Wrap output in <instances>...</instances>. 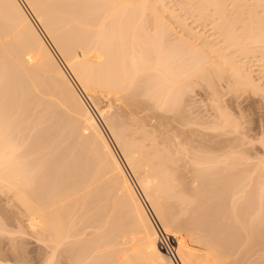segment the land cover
<instances>
[{"label": "bare ground", "instance_id": "bare-ground-1", "mask_svg": "<svg viewBox=\"0 0 264 264\" xmlns=\"http://www.w3.org/2000/svg\"><path fill=\"white\" fill-rule=\"evenodd\" d=\"M196 1H192L191 9L198 16L205 18L212 10L211 17L216 15L219 21L223 20L216 23L214 17L213 28L222 35L219 43L225 47L220 49L219 43L210 46L202 40L197 60L193 55V59L187 60L185 56L190 50H185L184 45L188 46V41H182L183 37V47L175 43L180 48L176 49L169 38L172 28L167 22L162 26L166 11L164 7L159 10L158 4L167 9L163 0H0V99L7 103H3L5 109L9 105L10 109L16 105L14 111L20 108L16 113L21 112L25 120L22 123L27 126L23 130L30 133V139L18 146L11 141L8 130L21 133L20 127L15 130L20 115H16V125L11 123L14 119L5 121L7 129L0 121V194H14L26 213L32 236L51 250L44 257V264H62L64 251L72 245L71 241L74 243L70 232L78 226L94 231L82 232L77 242L79 250L75 243L76 249L71 248L85 252L89 259L100 258L98 263L103 259L104 264H177L173 255L182 264H232L235 256H243L261 244L264 248V168L260 169L264 164L253 167L254 171L248 169L243 176V170H238L245 165L242 155L191 154L188 159L192 165L186 164L191 165L192 179L195 177L197 182L195 188L191 187L185 176L191 171H182L179 164L186 155H181V149L176 151L182 142H178L176 150L169 147L173 152L168 151L170 145L162 149L160 143L158 146L154 142L162 143L164 139L150 142L145 130L144 139L149 146L144 139H140L145 144L141 145L138 138L127 134L129 125L123 124L125 118L122 121L113 109L115 98L141 112L157 109L177 114L185 91L195 81L206 82L217 94L218 82L230 72L232 75L227 78L233 80L234 84L229 79L232 88L249 85L253 90H261L254 79L253 61L247 60L249 54L259 56L257 61L264 70V15L260 14L264 0ZM233 8L236 14L230 10ZM174 16L170 15L177 19ZM188 33V37L196 35L188 43L193 52L198 48L194 41L201 40V35L192 30ZM178 50H184L181 53L186 55ZM206 51L210 57L214 54L216 61L204 56ZM234 53L240 58L248 56L240 60L237 55L232 56ZM98 95L108 99L104 107L96 102ZM27 102H31L33 111ZM43 117L48 119L47 129H39L40 123H36ZM99 118L107 122L124 161L107 138ZM179 119L187 120L182 114ZM62 136L66 146L60 152L65 154L57 164L54 159L60 152L56 140ZM150 137L153 136L149 134ZM164 141L163 145L169 140ZM29 147H43L47 154L42 149L38 151L42 155L37 153L40 156L25 153ZM127 167L162 222V235ZM37 182L45 185L38 186ZM211 200L213 203H208ZM183 214L187 215L185 219L178 221ZM2 226L1 235L11 234L5 233ZM112 235L119 241L115 242ZM164 235L167 249L162 244ZM190 238L203 250L194 247ZM122 245L129 247L124 249ZM260 251L264 254V250ZM74 255L77 257L73 258ZM73 256L68 254V264H81L78 253Z\"/></svg>", "mask_w": 264, "mask_h": 264}, {"label": "rangeland", "instance_id": "rangeland-1", "mask_svg": "<svg viewBox=\"0 0 264 264\" xmlns=\"http://www.w3.org/2000/svg\"><path fill=\"white\" fill-rule=\"evenodd\" d=\"M192 1H194V0H163V4L167 6V9L165 6L160 5V3L158 4L159 10L161 9L160 7H162V8L164 7L163 9H164V11H166V13L164 12V14H163L164 17L162 16V18L165 19V22L163 23L162 26H164V24L166 25V22H167L170 25V27L172 28L171 36L174 39L168 34L169 38H171L170 42L173 43V45L175 43H179L178 45H180V46L182 45V41L187 40L189 43L190 42L189 40L192 39V37L196 36V35H193L192 37L189 36L190 38L187 36V32L190 33V31L192 30V32L193 31L196 32L195 34L201 35V40L200 39L198 41L192 40L195 42L196 45L193 42L191 47H193V44L195 45L194 47H198V46L200 47V46H202L201 42L203 44V41L207 42L208 44L210 43V46H213L214 44L217 45L219 42L222 41L220 38L221 34L219 35L218 32L216 34L213 26L214 27L216 26L215 24L217 23V20L219 18H217L215 15L214 17H216L215 18L216 23H214V20H213L214 17H211V16H213L212 10H210L211 13H210V11H209V13H207V16L205 18L202 16H198L199 13L198 14H197V12L194 13L195 11H192V9H191L193 7V6L191 7V4H193ZM231 1H229V2L231 3ZM161 3H162V1H161ZM229 5H227L228 8H229ZM230 8H232V7H230ZM230 10L233 13H235L234 8L230 9ZM228 11H229V9H228ZM245 11H244V13L247 12V11L246 12ZM233 13H231L232 14L231 17H233ZM172 14L176 15L174 17H177V19L176 18L172 19L170 17V15L172 16ZM209 14H211V15H209ZM229 14H230V12H229ZM260 14L264 15V10H260ZM209 17H211V18H209ZM153 18H155V17H153ZM241 18L243 19V16ZM31 19H32V17H31ZM155 19H157V18H155ZM164 19H161L160 23H162L164 21ZM245 19L247 20V17L244 18V21H246ZM157 21H159V20L157 19ZM220 21L222 22L223 20L221 19ZM220 21H219V23H221ZM160 23H158V24L160 25ZM168 24H167V26H168ZM189 33H188V35H190ZM183 37H184V39H183ZM195 39H196V37H195ZM185 43H186V41H185ZM188 43H187V45L190 46ZM178 45H176V44L174 45L176 47V49H180V48H178L179 47ZM224 45L222 43H219L220 49L224 48L225 47ZM188 46L184 45V49L187 47L185 50H190L188 52H190L191 55L187 54V56H185L186 53H185V55L181 53V52L184 53V50L183 51L178 50V51L182 55H184L187 60H191V58L193 59V57H195L194 59H196V55L201 54L199 47L197 48V50H196V48L193 49V52H192L191 51L192 49H188L189 48ZM175 47H173V48H175ZM181 47H183V45ZM217 48H218V46H217ZM200 49H202V48H200ZM198 50L200 51V53ZM202 50L204 51V48ZM197 51H198V53H197ZM207 53H208L207 51H206V53L204 52V56H207L208 55ZM234 54L235 55L232 54V56H234L236 58V55H237L240 58L238 53H234ZM256 54L261 55L260 53H256ZM177 55L179 56V54H177ZM182 55L179 57H184ZM188 55H190V58L188 57ZM192 55H193V57H191ZM199 55L197 57H199ZM253 55H254V57H252ZM208 56L210 57V55H208ZM241 56L242 57L240 58V60L244 59V57L246 58V56H248V55H246L244 57H243V55H241ZM249 56L250 57H248L249 59L247 61H249V60L253 61L251 65L253 68L252 70L254 71V73H253L254 79L256 80V83L261 85V90H259V91L253 90L254 88H251V86H249V85L248 86L244 85L243 88L239 87L240 89L242 88L241 90L238 87H236V89L232 88V87H234L231 84V81L233 83V80L229 78L231 80L230 81L227 78V77H230L229 74L231 73V72L230 73L228 72L229 74H227L228 75L227 77H226V75H224L226 78L223 76L225 79H223V77H222L221 78L222 80L220 79L221 81L217 80V81H219L216 88H215V89H217L216 90L217 92L219 91L218 93L216 92L217 94H214L215 91L213 92L212 87H210L206 82H204L205 83L204 84L201 81V83H202L201 84L200 81L199 82H198V80L195 81V83L197 82L196 84L194 83L196 86L194 84H192L193 89L190 87V90L188 89V91H185L186 93L184 92L186 95L184 94V96H183L184 99L182 98V100H181V102H183V103H181L182 105L179 104V105H181V107L179 106L180 108H178V109H181L180 111H182V112L176 111L177 114H175L174 112L173 113L172 112L166 113V111L164 112V110L162 111V110H157V109H150V110H147L146 112L144 110H142L144 112H141L140 109L131 108V106L130 105L128 106L126 104V102L124 103V101H120V100H117L115 98L113 99L114 100L113 106L115 107V108L113 107L114 112L118 113L120 115V117H122V121H123V118H125L123 121V124L127 123L126 125H129L127 128V130H129V131L128 132L126 131L127 134L129 136H132L135 139L138 138L137 140H139V144H141V145L146 144V146H149V141H146V139H144V135H145L144 131L145 130L147 131L145 137H147V139H150V142H152L153 139L158 140L159 138L161 140L159 139L158 141H162L164 139L165 141L169 140L170 142H173L170 144V142L168 141L169 143L166 142L163 145L164 140L162 141V143L154 141L157 145L160 143V146L162 145V147H161L162 149L163 148L165 149L166 146L170 145V146H168V151H169V149L171 150V148H169V147H172L173 149L176 150V147H178V144H179L178 142H180V143L182 142V144L180 145L181 147L180 148L178 147V150H176L178 152L181 149V151L183 152L181 155H186V157L182 156L181 161H179V164L181 163L180 166H182L181 168L183 169V170L181 169L182 171L187 172V170H190L192 172V169H191L192 161L189 159H191L193 154L204 153V155L213 156V157L214 156H217V157L218 156H220V157L224 156L225 157V156H227V154L232 153V154H230L231 156L232 155L244 156V158H245L244 164L247 165V167L245 165H241L242 167L239 166L240 168L238 167V170L239 171L243 170L242 174H243V176H245L248 173V172H246V171H248V169L254 171L256 169L255 167H257V166L259 167V165L263 166V164H264V70L262 67H260V64H259L260 62L257 61L259 56H255V54H252V55L249 54ZM201 57H202V55H201ZM238 57L236 59L237 61L239 60ZM211 58H214V61H216L214 54H211L210 59ZM260 58H261V56H260ZM186 59L183 58L184 61ZM187 60H186V62H187ZM189 62H191V61H189ZM188 64L189 63H187L186 65H188ZM231 75H232V73H231ZM81 93H82V91H81ZM82 94H83V96H85V98H87L88 95L86 93L83 92ZM216 95H218V96H216ZM106 99L107 98H105L104 96L98 95L96 97V102L99 104V106L104 107L108 103L107 102L108 99H107V101H106ZM32 101L33 100H31V102ZM31 102H29V103H31ZM3 103H5V102H3V101L1 102V99H0V121L1 122L3 121L5 123L6 120H7V122H9V121L14 119L13 121H11V123L12 122L15 123L13 125H16V122L20 123V124L15 126V130H17L18 127H20L19 131L22 130L21 133L19 132L20 135L18 132L16 133V131H14L12 127L11 128L14 131V133H11L13 131H10V129L8 130V133L10 132V134H9L10 138L12 137L11 141L16 143V145H18V146H22L25 141H28L30 139V133L28 132V129H26L27 131L23 130L27 127L25 123H22V121L24 120V117L22 119V117H21L22 115H20L21 112L16 113V109H18L17 111H19L20 108L16 107L15 111H14V107L16 105L15 106L12 105L11 106L12 110H11L9 107L10 105L9 106L7 105L9 108L6 107V109H5V107L3 106ZM29 103L27 102L26 105L28 106L30 111H33L32 110L33 108L30 107ZM34 103L32 106H34ZM1 104H2V106H1ZM5 104H7V103H5ZM8 109L10 110V113L7 112ZM113 109L111 111V116H112ZM132 110H136V112L132 111ZM137 110L139 112H137ZM12 111H14L15 113H13ZM156 111H157V113H156ZM7 113H9V114H7ZM12 113H13V118L10 117L12 115ZM134 113H136L137 115ZM18 114L20 115L19 117L21 118V121H19L20 119L17 121L15 120V118L17 119L16 115L18 116ZM118 114H115L116 117L118 116ZM181 114H182V116L184 115V118L186 115L187 120L186 119H182V120L179 119ZM7 115H8V117H7ZM161 116L163 118H165L166 120L165 119L161 120L160 119ZM116 117L114 116V118H116ZM120 117H119V119H120ZM26 118L27 117H25V119ZM99 119H100V122L103 126V129L105 131L107 138L109 139L113 148L117 151V153L119 154L121 159H123V161H124L123 153H122L120 147L118 146V144L115 140V137L112 135L109 126L106 124L107 122H105L104 119H101V118H99ZM158 119H160V120H158ZM163 120L165 121L166 125H165V123H163V125L161 124L163 122ZM159 121H160V123H159ZM36 123H38L37 124L38 126L40 123L39 129L40 128H42V129L48 128L47 127L48 119L46 117H43L42 120L39 119V121H37ZM135 124H136V126H134ZM5 125H6V123L4 124V126ZM126 125H125V127H127ZM139 125L142 127H140ZM6 126L4 129H7ZM156 126L157 127L160 126L161 128L158 127V131H157ZM154 127H156V128H154ZM164 128H165V131H164ZM159 131H160V134H159ZM165 132L168 133L166 135L168 137L165 136ZM153 133H154V135H153ZM11 134H12V136H11ZM149 134L153 137L149 138ZM63 138H65V137L62 136L60 138H57V140L55 139L57 142V146H59V148H58L59 152H60V150L62 151L63 146L64 147L66 146V144H65L66 142L64 143V141L66 139L64 140ZM140 139L141 140L144 139L145 144L142 143L140 141ZM176 140H178V141L176 142ZM21 143H22V145H21ZM63 143H64V145H63ZM55 144L56 143L54 142L53 147H55ZM186 145H188V148H189V146L191 148L188 149ZM163 146H165V147H163ZM26 149H25V153L36 155L38 153L39 149H42V151H43L45 148L43 149V147H42V148H39L37 150L35 147L33 149L31 147H29L27 150ZM63 149H65V148H63ZM66 149L63 151H67ZM45 150H44V153H45ZM189 150H191L194 153H190ZM171 151L173 152V150H171ZM41 152H39V153L41 154ZM38 154L36 156H40ZM42 154H43V152H42ZM45 154H47V151ZM60 154H61V152L59 154H57V157H55L56 160L54 159L55 162L57 161V164L61 163L62 159H59V158H63L64 157L63 154H65V153L61 154V155H63L62 157ZM58 155H60V156L58 157ZM188 155H191V157L189 158ZM183 157H185V158L183 159ZM32 161L34 162V159H32L31 162ZM187 162H189V164L191 163V165L190 166L187 165L188 164ZM182 163H184V165ZM248 165L250 167H248ZM185 166H188V167H185ZM253 167L255 169H253ZM185 168H187V169H185ZM263 168H264V166L262 168L260 167V169H263ZM127 171L129 173V176L133 180V182H134V184H135V186L139 192V195L141 194L140 197L143 200V202L145 203V206L147 207L148 211L150 212L149 214L153 215V219H154L157 227H159L162 231V229H163L162 222L160 221V219L156 215V213H154V211L152 210L151 204L149 202H146V200L144 199V196L142 195L141 187L139 186L138 180L136 179L134 174L131 172L129 167H127ZM185 172H184V174H185ZM191 172L189 173V171H188V174L186 173L185 176L187 175L186 177H188L187 182L190 183V185L191 184L193 185L191 187H194V186H197V182L194 181L195 177H194V179H192L194 174H193V172L192 173ZM191 180H193V182ZM40 182H42V180H40ZM40 182L39 183L37 182L38 186H43V184L45 185V182H43V183H40ZM10 193L11 192H9V194L6 193L7 195L6 194L5 195L0 194L1 195L0 196V224L3 225L2 227H4L3 228L4 231L6 230L5 233H7V232L11 233L9 235H8V233L6 235L0 234V261H2L1 263H4V264H7V263H9V264H44L45 263L44 261H46V259L44 257H47L48 255H46V254H49L51 250L47 249V248L45 249L32 236V233L28 227V224H29L28 218L25 215L26 213H23L25 211L22 210V207H20V205L15 201L16 197L15 196H14L15 198L13 197L14 194H10ZM220 193H222V191H220ZM15 203H16V205H15ZM208 203L212 204L213 200L209 201ZM179 212H180V210H179ZM177 216H179V215H177ZM186 216L187 215H184V217L179 216L181 218L178 221H182V218L184 220ZM81 227H83V228H81ZM81 227L79 228V226H78L77 229H75L73 227V230L74 229L75 230L72 233L73 234L76 233L77 235H75V234L73 235L70 232L71 237H72L71 239L74 240V243L77 245L74 246L75 244L73 243V241H71L72 245H70L69 247L66 246L67 249L64 251L65 252L64 255L65 256L67 255V256L66 257L64 256L63 257L64 259L62 258V264H68V259H67L68 254L73 256L74 253H78V255H79L78 257H80V259L78 258V262L80 260L81 264H93L94 262H95V264L96 263L97 264H100V263L104 264L103 259L99 260V263H98L97 260L100 258L89 259L90 257H88L87 254L85 255V252H82L81 250L80 251L82 253L78 252L79 247L77 248V246H78L77 242L80 241L78 239L82 238V235L84 234V233L82 234V232L86 233L88 231V229H86L87 227H85V226H81ZM22 229H24L23 232L26 231L25 234H28V235H25L22 232ZM68 230H69V228H68ZM89 230L90 231H88V232L94 231V229H92V228H89ZM79 233L81 234V236L79 235ZM88 234H91V233H88ZM72 235L74 236V238ZM75 236H78V237H75ZM112 237H113V235H112ZM113 238L115 240H117L115 236ZM165 239H167L166 235H164V237L162 238V244H163V247H166L165 249H167V246L165 245V242L167 240H165ZM190 239L189 240L192 241V245H194V247H196L199 250H203L202 246L199 247V246H197V244H198L197 242L196 243L193 242L194 241L193 238H190ZM110 240H112V239H110ZM118 241L119 240H117L115 242H118ZM163 241H165V242L163 243ZM168 241L170 242V240H168ZM172 241H173V239H171V242ZM171 242H170L171 246L176 247V244L173 245ZM199 245H201V244L199 243ZM71 246H72V248L76 247L78 250L75 251L74 249H76V248L72 249ZM258 246H260V245H258ZM261 246L258 247V249L256 247H254L253 250H250L249 252L247 251V253L246 252L243 253V256L242 255L241 256L240 255L235 256L233 259H231V262H234L232 264H251L253 262H254L253 264H257L258 262H259L258 264H260L261 261H264V257H263L264 254H263V252L260 251V250H262V251L264 250L263 244H261ZM119 247L121 248V246H119ZM122 247H124V249H125V248H128L129 245H122ZM259 248H261V249H259ZM71 250H74V252H72ZM66 251H68V252L66 253ZM259 251H260V253H259ZM202 252L203 251H201V253ZM84 256H85V259H84ZM111 256H112V254H111ZM75 257H77V256L74 255L73 258H75ZM115 258H119V256H115ZM82 260H83V263H82ZM75 261H77V258L75 259ZM179 263L182 264L180 261H179Z\"/></svg>", "mask_w": 264, "mask_h": 264}, {"label": "built area", "instance_id": "built-area-1", "mask_svg": "<svg viewBox=\"0 0 264 264\" xmlns=\"http://www.w3.org/2000/svg\"><path fill=\"white\" fill-rule=\"evenodd\" d=\"M158 230H159V232L161 233V235H162V231H161V229L158 227ZM173 258L175 259V261L177 262V264H179L178 263V261H177V259H176V257L173 255Z\"/></svg>", "mask_w": 264, "mask_h": 264}]
</instances>
